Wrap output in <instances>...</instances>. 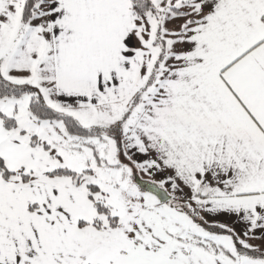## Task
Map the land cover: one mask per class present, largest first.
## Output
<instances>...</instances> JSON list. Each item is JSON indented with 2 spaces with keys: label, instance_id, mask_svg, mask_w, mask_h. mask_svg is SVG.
Listing matches in <instances>:
<instances>
[{
  "label": "snow or ice",
  "instance_id": "6c2138e0",
  "mask_svg": "<svg viewBox=\"0 0 264 264\" xmlns=\"http://www.w3.org/2000/svg\"><path fill=\"white\" fill-rule=\"evenodd\" d=\"M0 264H264V0H0Z\"/></svg>",
  "mask_w": 264,
  "mask_h": 264
}]
</instances>
